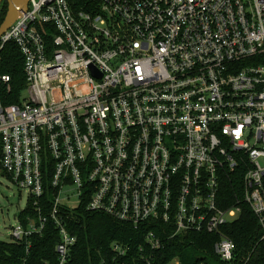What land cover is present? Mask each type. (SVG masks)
Returning a JSON list of instances; mask_svg holds the SVG:
<instances>
[{
  "label": "built area",
  "instance_id": "2783aa9c",
  "mask_svg": "<svg viewBox=\"0 0 264 264\" xmlns=\"http://www.w3.org/2000/svg\"><path fill=\"white\" fill-rule=\"evenodd\" d=\"M7 42L27 95L0 100V173L34 205L46 180L55 189L56 264L77 240L64 223L71 198L135 229L166 224L169 238L217 236L218 260L191 264L253 263L264 241V0H29L0 51ZM243 204L262 231L244 253L223 231ZM37 210L26 225L19 213L9 242L29 249L47 221ZM145 241L152 264L163 241ZM129 250L111 243L114 257Z\"/></svg>",
  "mask_w": 264,
  "mask_h": 264
},
{
  "label": "trees",
  "instance_id": "16d2710c",
  "mask_svg": "<svg viewBox=\"0 0 264 264\" xmlns=\"http://www.w3.org/2000/svg\"><path fill=\"white\" fill-rule=\"evenodd\" d=\"M86 1L89 0H69L74 9L81 8ZM6 11V1L0 0V24ZM50 38L51 35H47L48 41ZM2 75H9L10 81L8 85L0 81V100L4 105L19 103L27 83L23 71V56L14 42H7L0 51V76ZM223 191L228 196L232 193L228 187ZM54 193L55 189L46 180L43 196L37 204H33L32 198L28 199L25 210L19 215V221L26 225L27 215L37 220V209H40L43 215L47 216L45 226L40 233L30 237L31 246L28 250L24 244L0 240V264H56L55 247L59 232L53 220L48 217ZM87 200L83 199L71 212L68 210L64 212L67 230L77 239L67 264H143L142 257L148 255L150 251L145 241L149 231H154L163 241V246L153 254L155 260L153 259L152 264H167L173 258L180 259L183 264L196 263L208 258L218 260L213 253V244L218 240L215 235L189 233L169 238L171 227L155 222L146 223L135 229L105 214L87 211L85 209ZM241 209L239 217L224 225L223 231L244 253L260 239L262 231L249 207L243 204ZM114 241L130 245V250L125 256L114 257L111 251V243ZM259 246L251 264H264V241H261Z\"/></svg>",
  "mask_w": 264,
  "mask_h": 264
},
{
  "label": "rangeland",
  "instance_id": "374dc122",
  "mask_svg": "<svg viewBox=\"0 0 264 264\" xmlns=\"http://www.w3.org/2000/svg\"><path fill=\"white\" fill-rule=\"evenodd\" d=\"M27 95L26 92L23 93ZM69 190V189H66ZM70 192H67L69 194ZM28 191L20 189L3 173H0V240L9 242L11 228L18 223L19 213L27 206ZM64 197V195L62 196ZM65 202V201H64ZM68 204L75 208L77 198H71Z\"/></svg>",
  "mask_w": 264,
  "mask_h": 264
},
{
  "label": "water",
  "instance_id": "95a60500",
  "mask_svg": "<svg viewBox=\"0 0 264 264\" xmlns=\"http://www.w3.org/2000/svg\"><path fill=\"white\" fill-rule=\"evenodd\" d=\"M7 3V11L5 17L0 24V36L11 26L15 21L20 11H26L29 0H5Z\"/></svg>",
  "mask_w": 264,
  "mask_h": 264
}]
</instances>
